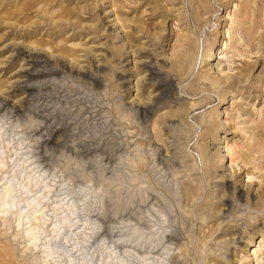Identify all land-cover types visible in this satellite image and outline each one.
<instances>
[{
    "label": "rangeland",
    "instance_id": "1",
    "mask_svg": "<svg viewBox=\"0 0 264 264\" xmlns=\"http://www.w3.org/2000/svg\"><path fill=\"white\" fill-rule=\"evenodd\" d=\"M23 1L0 0V98L21 105L15 115L30 114L47 95L45 103L56 105L73 86L104 84L135 131L151 127L160 146H147L152 167L161 150L177 161L171 171L178 177L179 203L190 216L184 218L185 230L167 237L185 248L184 258L177 256L172 264H264V148L248 150L264 139V0H250L247 26L257 22L254 42L238 23L244 0H34L32 9L16 12ZM176 47L191 58L183 79L174 70L181 64ZM30 52L42 58L43 65L35 69L49 73L31 81L37 89L27 96L25 87L17 85L28 79ZM148 60L170 75L184 97L165 99L146 121L137 106L154 105L160 93L156 81L147 80ZM97 66L103 67L99 86L79 74L83 69L96 73ZM60 131L51 124L49 145L57 143ZM133 152L139 154L136 141L129 139L124 155ZM245 155L252 163H246ZM206 162L214 166L213 173L206 171ZM222 176L231 181L232 191L243 188V199L234 203V191L227 193L231 211L218 225L222 219L213 210L216 197L224 194ZM191 181L198 195L187 204L184 189ZM15 234V229L5 234L0 221V264L31 259ZM232 237L239 242L225 241Z\"/></svg>",
    "mask_w": 264,
    "mask_h": 264
},
{
    "label": "clouds",
    "instance_id": "2",
    "mask_svg": "<svg viewBox=\"0 0 264 264\" xmlns=\"http://www.w3.org/2000/svg\"><path fill=\"white\" fill-rule=\"evenodd\" d=\"M108 93L104 84H84L56 105L44 97L24 117L0 112V221L5 234L15 229L14 239L24 241L27 264L184 258L185 248L167 239L185 230L190 216L171 171L177 161L161 150L153 168L147 146H160L151 127L135 131ZM53 123L61 131L49 145ZM129 139L139 154L124 155Z\"/></svg>",
    "mask_w": 264,
    "mask_h": 264
},
{
    "label": "bare ground",
    "instance_id": "3",
    "mask_svg": "<svg viewBox=\"0 0 264 264\" xmlns=\"http://www.w3.org/2000/svg\"><path fill=\"white\" fill-rule=\"evenodd\" d=\"M250 3L251 1L250 0H244L242 2V5H241V9H240V20H238V23L240 25V28L242 30V32L248 36L249 38V41L251 42H254V38H252V32L255 31V28H257V22L253 19L254 21V24L252 26H247V23L250 21V24H251V20H250V15H249V12H250V9H251V6H250ZM48 5V4H46ZM34 6H36V2H34V0H25L23 1V3L21 4L20 7H17L15 9V11H21V12H25V10L27 9H32ZM26 18V17H25ZM54 20V19H53ZM199 20L197 21L196 19V22L197 24H199ZM252 21V22H253ZM263 36V35H262ZM262 39V38H261ZM253 45V44H252ZM190 46V49L194 50L196 48V46L191 42L189 44ZM213 47L214 46H211L208 51L211 52L213 50ZM251 47V46H250ZM180 48V47H179ZM178 47H176L175 49H177L176 53H175V58H179L180 61H181V64L179 65H175L174 67V70L177 72V74H179L178 76H180L181 79L184 78L185 74H186V68L188 66V63L191 61V58L188 57H183L179 51ZM252 50L254 47H251ZM196 51V50H195ZM208 52V53H209ZM214 52V51H213ZM24 51L23 49H20L19 50V54H23ZM207 55V54H206ZM212 54L210 53V56ZM213 56V55H212ZM194 57V56H193ZM27 63L30 64V67L27 68L25 70V73H26V76L28 77L27 80L25 81H21L18 83V87H25V90L27 92V96H29L32 92H34L36 89H37V86H36V82L35 84L32 83L31 81H35V78L38 79L39 76H44L46 74H48L49 72H44L43 70H37L35 69L36 67L40 66L42 64V58H41V55L40 54H37V53H33V52H30L27 56ZM44 60V59H43ZM59 62V61H58ZM43 65V64H42ZM104 65V64H103ZM102 65V66H103ZM144 65L145 67L147 68V72H148V78L147 80H149V82L151 81H156L157 85H158V88H160V93L155 101V104L152 105H139L137 106V109L139 110V112L141 113L140 115L142 116L143 120H146L149 118V114L155 109V107L159 104H161L163 101H165V99H174V101L176 100H180L182 97L181 94H179L177 92V87L175 86V83L173 81V79L170 77V75H164L163 74V71L158 68L153 60H148V61H145L144 62ZM102 66H97L98 68L95 70L96 73H93L90 71V69H83V70H80L79 71V74L82 75L83 77L85 78H88V79H92L96 84H98L99 86V82H100V76H99V72L102 71L103 67ZM47 68V67H46ZM50 71V70H49ZM55 73V72H54ZM38 77V78H37ZM205 79H209V77H205ZM202 80H203V77H202ZM144 82V81H143ZM181 83V82H180ZM203 84H205L206 86H210L208 84V82H203ZM214 85V83H213ZM216 85V84H215ZM16 87V85H15ZM38 90H39V87H38ZM226 92L224 90L221 91L220 93V96L222 99H226L227 96H224L226 95L225 94ZM47 94V93H46ZM42 95V94H40ZM36 96V95H35ZM49 95H47L48 97ZM190 96V95H189ZM38 97V96H37ZM40 97V96H39ZM51 98V97H50ZM27 99V98H26ZM50 101V100H49ZM46 102V101H45ZM48 102V101H47ZM135 107V106H134ZM0 108L3 110H7V111H13L14 113H19L22 111L21 109V105L20 104H16V105H11L10 102L5 99V98H0ZM179 108V107H178ZM164 115V114H163ZM180 115V114H179ZM182 115V114H181ZM177 116V115H176ZM185 117V116H184ZM183 118V117H182ZM180 119V118H179ZM264 119V118H263ZM178 121V120H177ZM183 121V120H182ZM181 121V123H182ZM167 122V121H166ZM163 123V122H162ZM167 124V123H166ZM184 124V123H183ZM259 126H257L258 128ZM253 128V127H252ZM170 130V129H169ZM56 133V132H55ZM51 139L45 141V143H48V144H51L53 142V139H54V135L52 132L49 133ZM252 143V142H251ZM249 144V143H248ZM248 150L250 151V153H254L258 148V149H262L264 148V139H261L259 138V140H257L254 145L252 147H250V145H248ZM206 157V156H205ZM246 157V155H245ZM250 157L249 155H247V157L245 158L246 160V163L248 162H251L252 161H249L248 158ZM210 161V160H209ZM206 171L207 172H212L213 171V168L214 166L209 162H206ZM213 173V172H212ZM213 176V175H212ZM217 175L214 176V178H216ZM220 191L221 189L223 190L224 194L223 195H218L216 197V200H217V204H216V208L213 210V215H218L222 221L218 224V225H221L223 222V220L227 217V214L228 212L231 211V194H227L228 192L231 193L232 191V186H231V181L229 179H227L226 176H222V180H221V183H220ZM234 191V192H233ZM233 195L235 196V202L234 203H237L239 200H242L243 199V188L241 187H235L233 189ZM184 197L186 199V203L189 204V203H193L194 199L197 197L198 195V190H197V187L195 185V183L193 181L191 182H188L185 184V189H184ZM263 201L261 202H264V196L261 197ZM184 199V200H185ZM196 201V200H195ZM233 203V204H234ZM262 205V204H260ZM225 208V209H224ZM217 216V217H218ZM218 222V220H217ZM216 222V223H217ZM234 235V234H233ZM20 241V240H19ZM225 241H228L229 244H235L237 242H239L237 239H235L234 237L232 238H229L228 240H225ZM31 243V241H29ZM177 260V259H176ZM175 264H179L177 261L175 262ZM182 264V263H180Z\"/></svg>",
    "mask_w": 264,
    "mask_h": 264
}]
</instances>
